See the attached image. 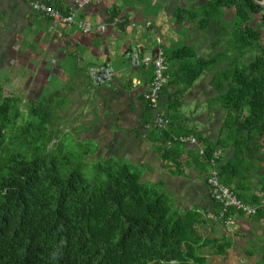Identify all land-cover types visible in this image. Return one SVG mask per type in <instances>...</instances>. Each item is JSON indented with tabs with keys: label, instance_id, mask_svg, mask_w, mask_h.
Listing matches in <instances>:
<instances>
[{
	"label": "trees",
	"instance_id": "1",
	"mask_svg": "<svg viewBox=\"0 0 264 264\" xmlns=\"http://www.w3.org/2000/svg\"><path fill=\"white\" fill-rule=\"evenodd\" d=\"M224 8L234 14L235 51L256 50L255 55L213 73L214 94L202 119L192 108L185 114L182 106L227 52L199 56L190 45L163 51L169 79L160 96L161 112L170 122L150 132L172 143L175 137L196 136L204 154L198 151L193 161L205 172L220 149L216 164L222 182L245 202L259 204L264 191V8L256 0H204L190 10L179 5L174 17L184 22L186 12L193 20L200 16L201 28L218 24L221 34L227 31L219 23ZM257 14L258 27L253 23ZM116 16L125 18L115 8L111 18ZM221 42L217 39L214 47ZM20 100L0 85V264H206L200 250L213 243L218 253H226L230 241L201 234L207 223L203 213H173L168 196L140 182L139 173L125 164L108 165L106 185L89 182L79 171L62 175L54 152L62 132L50 128L53 111L34 101L22 109ZM195 102L198 108L204 104ZM147 109L151 120L148 103ZM171 153L163 149V157L181 168L180 157ZM249 217L264 219V209ZM261 256L264 260V252Z\"/></svg>",
	"mask_w": 264,
	"mask_h": 264
},
{
	"label": "crops",
	"instance_id": "2",
	"mask_svg": "<svg viewBox=\"0 0 264 264\" xmlns=\"http://www.w3.org/2000/svg\"><path fill=\"white\" fill-rule=\"evenodd\" d=\"M45 1L63 10L73 5V0ZM123 1L91 0L80 12L81 17L107 27L104 32L85 34L73 24L55 25L24 0H0V68L21 66L30 73L17 80L25 91L21 101L38 104L44 98L43 103L53 111L50 128H64L77 140L93 143V160L115 159L135 168L143 184L162 185L173 213L200 211L207 218V223L200 227L205 238L230 241L226 252L238 257L240 264L255 262V253L247 250L246 240L254 221L259 220L238 212L232 224L212 217L218 211V203L206 182L208 172L201 163L193 161L198 154L197 145L158 140L147 128V103L141 96L152 68L132 67L126 51L136 46L143 55L154 57L163 52L162 40L158 37L160 46L150 53L144 44L135 45L127 31L135 28L144 16L124 6ZM170 4L174 11L179 5L184 6L183 0H170ZM115 8L125 17L119 24H113L111 18ZM141 24L142 29L153 26L152 20L145 17ZM107 62L115 69L113 80L109 84H93L88 67ZM132 81H138V86L133 87ZM59 120L65 121L63 127ZM164 148H171V154L180 157L181 168L163 157ZM241 243L243 249L240 246L237 251L235 247ZM208 247L209 244L202 248L207 258ZM225 254L213 257L224 258Z\"/></svg>",
	"mask_w": 264,
	"mask_h": 264
},
{
	"label": "rangeland",
	"instance_id": "3",
	"mask_svg": "<svg viewBox=\"0 0 264 264\" xmlns=\"http://www.w3.org/2000/svg\"><path fill=\"white\" fill-rule=\"evenodd\" d=\"M203 2L204 0H197L196 2L193 0H183V4L188 10L201 5ZM123 4L124 6L139 11L145 18L152 20L153 26L151 29H142L141 22L144 20V17H141L138 20V25L135 28H131L130 31H127V34L133 37V43L135 45L144 44L147 47L148 53L152 52V49L155 46H160L158 37L162 40V51H165L170 47L190 45L196 50V53L199 56H208L209 54H216L219 51L227 52V56H225V58L221 60L213 70L209 71L203 76V78L201 77V81H199V79L197 84L187 95L185 104L182 106L183 111H186L185 114L187 115V112L192 108L193 114H196L195 117H202L203 119V114L201 113L206 109V100L214 94L213 89H210L209 81L216 70H222L229 67L234 59H238L240 64L246 63L249 59L253 58L256 53V50H252L239 55L232 46L231 32L234 29V14L230 9H223L224 20L221 19L219 23L223 27H226L227 31L219 34L216 27H220V25L217 24L207 29L201 28L199 26L200 16L193 20L188 17V12L185 13V19H183L184 22L176 21L174 17V9L171 7L170 0H124ZM172 9L173 12H171ZM258 17L259 15L257 14V18H255L253 22L256 27L259 25ZM172 22L175 24L172 25ZM217 39H221L222 42L217 47H214L213 43L216 42ZM24 70L25 69L21 66L18 69H13L11 67L0 68V85L5 89L6 93L9 92L16 94L21 100L25 91L21 85L18 86L19 82H17V80L21 79L22 75L30 76V73L25 72ZM43 99L44 98L39 99L38 104L40 106L38 105L36 107H42L41 103H43ZM194 101L203 102V106L201 105L202 108L196 107L197 102H195L194 106ZM26 106L27 104L22 103L21 101L22 109H26ZM59 123L61 127H63L65 121L59 120ZM209 126L211 125L209 124ZM60 132H62V134L59 135V142L61 145L57 146L54 152L58 157L56 164L59 166L62 175H67L72 171H79L87 176L89 182L97 184L98 186L100 184L106 185L108 181L107 167L109 164L114 165L116 160L109 159L95 161L91 158V156H95V147L93 143H90L85 139L81 141L77 140L76 136H74L71 131H65L64 128H62V130L60 129ZM131 169L136 171L133 167H131ZM144 184L148 187H155L159 191L164 192L162 185L154 186L152 183ZM254 222L255 224H253V226L255 228L253 227L251 232L247 235L246 244L248 247L247 250L251 252L250 254L254 255L255 253L254 256L256 260L254 259L255 262L248 261V263L244 262L243 264H264V260L261 256L262 252H264V219ZM213 244L216 245V243ZM213 244L209 245L205 250L209 252V258L206 264H240V259L233 256V253L230 254L228 251L224 258H214V255L220 254L217 252V248ZM238 247L243 249V243L236 245L235 248H237V251H239ZM200 252L203 253L202 250H200ZM236 254L240 256V252H236Z\"/></svg>",
	"mask_w": 264,
	"mask_h": 264
},
{
	"label": "built area",
	"instance_id": "4",
	"mask_svg": "<svg viewBox=\"0 0 264 264\" xmlns=\"http://www.w3.org/2000/svg\"><path fill=\"white\" fill-rule=\"evenodd\" d=\"M30 4L32 9L51 19L56 25L58 23L76 25L85 34L99 33L106 30V24H95L92 21L81 17L80 12L91 2V0H73L68 10L56 7L45 0H24ZM120 16L113 18V24L123 22ZM129 63L132 67H152V76L144 83L142 98L148 103L152 111V119L147 122V128L166 129L169 119L161 112V92L169 79L167 75V64L162 54L155 57L145 56L136 46H131L126 51ZM115 69L111 62L91 65L88 67V75L91 82L95 85L109 84L113 80ZM138 81H132V86L137 87ZM181 143L197 145L200 154H204V146L194 135L175 137ZM221 150L214 152L211 159L213 167L206 176L212 198L218 203V213L212 215L214 218L221 217L224 223L234 222L235 212L243 213L246 216L256 214L260 208L264 209V191L260 193L261 201L259 204H251L241 199L234 189L224 184L221 180L216 164V158ZM234 211V212H233Z\"/></svg>",
	"mask_w": 264,
	"mask_h": 264
},
{
	"label": "water",
	"instance_id": "5",
	"mask_svg": "<svg viewBox=\"0 0 264 264\" xmlns=\"http://www.w3.org/2000/svg\"><path fill=\"white\" fill-rule=\"evenodd\" d=\"M256 2H258L264 8V0H256Z\"/></svg>",
	"mask_w": 264,
	"mask_h": 264
}]
</instances>
